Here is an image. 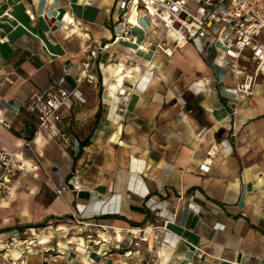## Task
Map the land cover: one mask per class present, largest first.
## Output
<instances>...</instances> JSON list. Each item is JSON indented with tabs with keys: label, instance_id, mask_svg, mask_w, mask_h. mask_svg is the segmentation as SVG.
I'll return each instance as SVG.
<instances>
[{
	"label": "crops",
	"instance_id": "1",
	"mask_svg": "<svg viewBox=\"0 0 264 264\" xmlns=\"http://www.w3.org/2000/svg\"><path fill=\"white\" fill-rule=\"evenodd\" d=\"M117 2L3 5L0 146L20 151L33 167L19 177L11 201L22 198L31 207L34 194L17 188L32 177L37 194L51 196L48 203L38 198L45 215L83 214L91 219L87 227L103 228L117 242L132 236L136 247L113 251L121 263L140 246L161 261L166 242L168 264H264V76L250 97L228 103L232 80L212 54L191 43L173 48L170 57L154 55L152 48L139 49L143 32L134 27L133 42L113 44L124 14ZM90 60L93 82L76 87L78 64ZM120 62L118 84L107 68ZM52 82L78 90L63 113L68 118L34 137L38 122L29 96ZM202 87L212 91L199 92ZM211 145L216 151L208 156ZM62 186L67 189L58 193Z\"/></svg>",
	"mask_w": 264,
	"mask_h": 264
},
{
	"label": "built area",
	"instance_id": "2",
	"mask_svg": "<svg viewBox=\"0 0 264 264\" xmlns=\"http://www.w3.org/2000/svg\"><path fill=\"white\" fill-rule=\"evenodd\" d=\"M117 4L124 14L111 37L113 44L133 42L131 30L134 27L143 32L139 49L152 48L154 55L170 57L173 48L191 43L199 52L212 54V62L227 72L232 84L226 90L233 96L228 103L234 106L238 98L250 97L257 80L264 76V38L260 37L264 30V0H118ZM131 15H134V21L130 19ZM143 18L148 20L145 26L140 23ZM159 25L164 32L157 31ZM91 55L94 58L96 52ZM93 61L78 64L73 76L76 87L82 82H93ZM246 61L250 67L244 64ZM149 74H153L151 67ZM76 90L55 88L53 82L32 90L29 106L38 122L34 137L47 131L52 123L68 118L63 113L72 105L71 97L76 95ZM211 91V88L202 87L199 92L209 94ZM118 94L123 96L124 91L119 90ZM121 105L119 111L124 112L127 101H122ZM235 111L234 107L233 113ZM61 139L66 144L70 141L66 135H61ZM25 146L30 148V142ZM215 151L211 145L208 156ZM32 168L20 151H8L0 146V206L8 202L23 172ZM65 189L67 187L62 186L57 192ZM12 236L8 232V236L0 237V251L13 245ZM7 259L9 264H19L18 256Z\"/></svg>",
	"mask_w": 264,
	"mask_h": 264
},
{
	"label": "rangeland",
	"instance_id": "3",
	"mask_svg": "<svg viewBox=\"0 0 264 264\" xmlns=\"http://www.w3.org/2000/svg\"><path fill=\"white\" fill-rule=\"evenodd\" d=\"M6 1L8 0H0V15L5 11L3 5ZM260 37L264 38V30L261 31ZM244 63L250 67L249 61ZM26 179L27 185L25 184V186L29 188L26 190L24 185L22 187L19 185L17 189L18 192L34 194L31 207L28 206L25 199L20 198L14 201L8 199V210L0 212V237L8 236V232L13 234L12 241L7 240L11 241L13 245L0 251V264H9L7 258L17 256L19 264H87L85 263L87 261L90 264L99 262V264H162L161 261H157V258L149 255L146 247L143 246L130 251L128 257L123 260L125 263H121V257L114 254L113 251L123 252L124 247H128V249L136 247L135 242H132V236H127L124 242H117L118 238L107 237L108 231L103 228H98L100 229L98 230L87 227L85 223L91 219H86L83 214L76 216L71 214L45 215L39 205L38 198L41 194H37V190L33 188L37 183L32 177ZM42 195L40 199L43 203H48L51 200V196L47 192ZM22 207H28L30 213L28 217L20 216ZM5 209H0V211ZM97 218L95 216L93 219ZM4 219L9 220L5 222ZM59 225H62L63 229H58ZM102 238L108 241V244L103 247L100 246L101 242H98ZM43 239H46L47 242L39 244ZM89 240L97 242L93 243ZM20 241L23 243H18ZM66 242H70V244ZM135 251L136 254L132 255ZM69 253L71 254L68 258Z\"/></svg>",
	"mask_w": 264,
	"mask_h": 264
},
{
	"label": "bare ground",
	"instance_id": "4",
	"mask_svg": "<svg viewBox=\"0 0 264 264\" xmlns=\"http://www.w3.org/2000/svg\"><path fill=\"white\" fill-rule=\"evenodd\" d=\"M131 20L132 21H134L135 20V18H134V15H132L131 16ZM113 68V66H108V68H107V70H109L110 72H111V74L112 75H114L115 77H116V79H117V81H118V84H120L121 83V81H122V77L124 76L123 75V64H122V62H120V64H117V66H116V68L115 69H112ZM127 74H129V70H128V72H126ZM116 85V84H115ZM112 88L114 89L115 88V86L113 85L112 86ZM114 99H116L115 97H114ZM39 142H40V140H39ZM30 164V163H29ZM14 192V191H13ZM11 196H14V193H12L11 194ZM11 199V198H10ZM8 202H4L1 206H0V209H5V208H7L8 207ZM101 204L100 203H96L95 204V208H98L99 206H100ZM105 208V207H104ZM90 213V212H89ZM29 212H28V209L26 208V207H22V210H21V212H20V216L21 217H28L29 216ZM84 215H85V213H84ZM8 220L9 219H4V221L5 222H8ZM58 229H63V227H62V225H59V227H58ZM116 231H118V229L116 228ZM47 242V240L46 239H43V240H41L40 242H39V244H44V243H46ZM169 243V242H168ZM171 250V247L168 245V244H166V242L163 244V245H161V247H160V259H161V263L162 264H166L167 262H168V259L170 258V251Z\"/></svg>",
	"mask_w": 264,
	"mask_h": 264
}]
</instances>
